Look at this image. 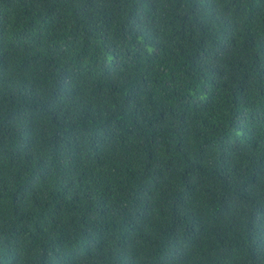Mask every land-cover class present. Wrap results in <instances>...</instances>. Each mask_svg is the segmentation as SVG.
<instances>
[{
    "label": "trees",
    "instance_id": "1",
    "mask_svg": "<svg viewBox=\"0 0 264 264\" xmlns=\"http://www.w3.org/2000/svg\"><path fill=\"white\" fill-rule=\"evenodd\" d=\"M0 264H264V0H0Z\"/></svg>",
    "mask_w": 264,
    "mask_h": 264
}]
</instances>
